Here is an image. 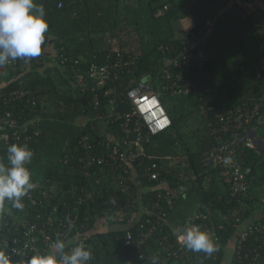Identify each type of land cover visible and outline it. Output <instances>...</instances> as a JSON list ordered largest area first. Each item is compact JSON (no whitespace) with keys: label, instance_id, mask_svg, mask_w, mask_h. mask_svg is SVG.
<instances>
[{"label":"trees","instance_id":"obj_1","mask_svg":"<svg viewBox=\"0 0 264 264\" xmlns=\"http://www.w3.org/2000/svg\"><path fill=\"white\" fill-rule=\"evenodd\" d=\"M36 2L49 21L43 53L27 63L16 60L0 75V115L11 112L21 123L35 120L30 139H15L14 130L0 126V158L13 143L27 144L34 152L29 167L35 187L23 197L24 207L6 201L0 210V247L23 236L30 223L36 225L29 256H16L13 264L51 251L41 228L67 242L66 253L86 245L92 253L89 264H224L226 257L227 264H234L237 239L249 227L253 230L242 254L256 249L264 254L257 229L264 224V202L256 187L264 182V150L242 144L254 197L233 194L232 170L207 160L231 133L223 131L220 116L240 107L260 105L252 125L264 140V1ZM185 19L191 26L182 34L178 28ZM49 44L56 57L47 54ZM118 52L133 59L134 74L117 67L118 78L100 84L90 75L91 66L112 63ZM166 68L182 73L195 91L163 94L171 126L153 135L143 129L144 152L136 161L114 158L119 139L137 137L135 117H125L133 110L127 87L131 77L150 76L159 88ZM75 71L83 74L81 81ZM104 158L110 160L99 162ZM154 163L156 179L147 171ZM156 205L168 220L140 244L141 234L151 227L143 229L142 220L160 218ZM198 214L207 218L191 221ZM189 224L210 231L219 250L209 257L183 247L184 257L172 256L180 246L178 228ZM128 232L136 242L127 244Z\"/></svg>","mask_w":264,"mask_h":264},{"label":"built area","instance_id":"obj_2","mask_svg":"<svg viewBox=\"0 0 264 264\" xmlns=\"http://www.w3.org/2000/svg\"><path fill=\"white\" fill-rule=\"evenodd\" d=\"M264 1V0H263ZM191 43V42H190ZM184 51L187 52L189 47L184 46ZM43 53V52H42ZM42 55V54H41ZM38 56V57H41ZM37 57V58H38ZM133 59L128 57L124 58L121 53H117L116 60H112V63L100 65H93L90 68V75L99 77L100 84H104L105 79H117L121 70L117 71V67L123 69L125 73H129L130 75L134 74L133 69L131 68V64ZM17 61H11L3 67H8L10 65L16 64ZM171 62L169 61L168 64ZM115 69V70H114ZM75 74L78 76L79 81L83 79V74L75 71ZM176 75V76H174ZM165 78L166 81L163 82L159 88H156L152 77L147 79L149 76L142 77L139 80L135 75L131 77L127 87L129 88L128 97L132 103L133 110L125 114L127 121H130L135 117V126L132 131L137 133V137L130 140V135L119 139L114 148V158L117 157L121 160H125L126 162H134L139 156L144 152L143 144L141 143L142 139H144L143 129L146 128L148 135H153L160 133L171 126L172 119L167 112L165 105L162 102V96L165 94L166 96H177L181 94H190L195 91V86L192 84L190 80L183 76L182 73H174L172 68L165 69ZM106 94H110L109 91ZM260 105L254 104L253 106H245L240 107L237 111H229L227 116H220V120L224 123L223 131L230 129L231 133L229 138L225 139L223 142H220L216 145L211 151L209 155H207L208 161H214L216 164H221L222 166L229 167L232 171V190L235 195H244V196H253L251 191V171L252 168L245 165V157L243 156L242 144L246 148L257 149L259 143H261V137L259 136L256 128L253 127V120L259 114ZM35 120H26V122L21 123L20 118L13 117V113L7 112L5 115H0V126L7 127L12 130L13 137L15 139H21L22 137H26V139H30L29 135V125L33 124ZM128 124V123H127ZM215 133V131H214ZM110 145V144H108ZM134 145L136 147L135 150H130L131 146ZM129 149V150H128ZM123 152L121 153V151ZM118 155H122L119 157ZM112 157V156H111ZM95 160L94 158H92ZM110 159H99V162H108ZM158 165L154 163L152 166L147 168L148 175L151 178L156 179L158 176ZM257 195L264 202V182L261 183L259 192ZM88 197L91 198V194H88ZM169 202H172L169 200ZM159 210L160 218L155 222L152 221V216L148 215L147 219L142 220L141 227L147 228L148 225H151L150 229L147 232H143L141 234L142 239L140 240V244L144 242V238H147L151 235L152 231L156 228H159L165 221L168 220L167 212L164 211L161 207L156 205ZM146 212V211H145ZM143 215L141 213L139 218ZM198 218H207L206 214H198L195 217L191 218V221ZM75 219H71V226H73ZM29 224V223H28ZM30 226L26 228V231L23 233V236L20 238H15L10 241H4L3 245L9 253L11 259L16 256L28 257L31 248L33 245V240L31 238L32 231L36 228L35 224L30 223ZM253 227H249L246 229L237 239V243L235 245V259L234 264H264V254L261 253L258 249L253 254L249 252L242 254L243 245L246 242L248 236L250 235ZM257 229L262 234V242L264 243V224L261 226H257ZM130 231V230H128ZM41 235L44 242H46V247L50 248L54 244L56 239L48 234L46 228H41ZM61 235V234H60ZM127 244H131L132 242H136V239L132 232H128L126 235ZM71 250V249H70ZM69 250V252H70ZM172 256L175 257H184V248L183 246H178V249L172 251ZM170 257V256H169ZM244 257L249 258L248 261H244Z\"/></svg>","mask_w":264,"mask_h":264},{"label":"clouds","instance_id":"obj_3","mask_svg":"<svg viewBox=\"0 0 264 264\" xmlns=\"http://www.w3.org/2000/svg\"><path fill=\"white\" fill-rule=\"evenodd\" d=\"M49 21L43 5L36 0H0V66L11 61L25 63L40 56L47 40ZM150 77V76H149ZM0 158V210L6 201L18 209L23 197L35 187L29 165L34 152L27 144H10ZM177 243L193 252L211 257L219 248L213 235L198 224H189L176 235ZM47 254L34 253L27 264H89L91 250L78 244L65 252V242L56 240ZM0 264H13L5 247H0Z\"/></svg>","mask_w":264,"mask_h":264},{"label":"rangeland","instance_id":"obj_4","mask_svg":"<svg viewBox=\"0 0 264 264\" xmlns=\"http://www.w3.org/2000/svg\"><path fill=\"white\" fill-rule=\"evenodd\" d=\"M190 22L188 23V22H186L185 23V20H181L180 21V28H178L181 32H182V34H185L186 32H188L189 31V29H190ZM45 49H46V52H47V54L48 53H50V55H52L53 57H56V55H57V53H56V50L54 49V47H53V45H48V46H46L45 47ZM4 72V68H3V66H0V75L2 74ZM169 102H171V100L169 101ZM79 122L81 123H84L85 122V118H83V117H80L79 118ZM260 133V132H259ZM259 136H260V134H259ZM258 148H261V149H263L264 148V140H262L261 139V143H259V145L257 146V149ZM183 230V228L181 227V228H178V230H177V232L179 233V231H182ZM177 233V234H178ZM67 243V242H66ZM65 243V244H66ZM231 247H229V250H228V255H229V253L231 252V249H230ZM227 256V255H226ZM227 260H228V257H226V260H225V263L224 264H227L228 262H227Z\"/></svg>","mask_w":264,"mask_h":264},{"label":"crops","instance_id":"obj_5","mask_svg":"<svg viewBox=\"0 0 264 264\" xmlns=\"http://www.w3.org/2000/svg\"><path fill=\"white\" fill-rule=\"evenodd\" d=\"M186 22H188V23H189L190 21H189L188 19H185V23H186ZM258 149H260V150H264V148H263V149H261V148H258ZM256 187H257L258 189H260V185H258V186H256ZM78 238L80 239V236H79Z\"/></svg>","mask_w":264,"mask_h":264},{"label":"water","instance_id":"obj_6","mask_svg":"<svg viewBox=\"0 0 264 264\" xmlns=\"http://www.w3.org/2000/svg\"><path fill=\"white\" fill-rule=\"evenodd\" d=\"M150 77H148L147 79H149Z\"/></svg>","mask_w":264,"mask_h":264}]
</instances>
